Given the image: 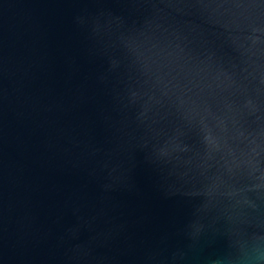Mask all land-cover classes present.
<instances>
[{"label": "water", "instance_id": "water-1", "mask_svg": "<svg viewBox=\"0 0 264 264\" xmlns=\"http://www.w3.org/2000/svg\"><path fill=\"white\" fill-rule=\"evenodd\" d=\"M0 264H264V0H0Z\"/></svg>", "mask_w": 264, "mask_h": 264}]
</instances>
